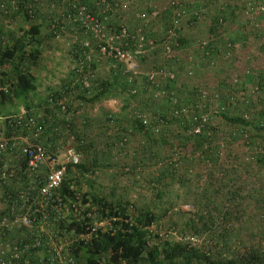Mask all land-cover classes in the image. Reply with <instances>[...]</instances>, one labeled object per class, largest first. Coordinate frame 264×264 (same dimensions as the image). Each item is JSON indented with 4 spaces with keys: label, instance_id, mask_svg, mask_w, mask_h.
I'll list each match as a JSON object with an SVG mask.
<instances>
[{
    "label": "trees",
    "instance_id": "obj_1",
    "mask_svg": "<svg viewBox=\"0 0 264 264\" xmlns=\"http://www.w3.org/2000/svg\"><path fill=\"white\" fill-rule=\"evenodd\" d=\"M131 1L0 0V129L34 137L23 121L33 116L36 137L50 154L67 143L81 152L36 211L33 227L13 224L0 233V245L39 239L10 264H26V258L54 264L44 231L49 226L73 237L69 253L77 264H264V68L249 64L240 83L232 84L235 67L227 65L237 61L224 59L226 53L238 59L240 36L263 37L264 11L256 6L264 0ZM81 5L115 32L131 8L147 22L141 30L154 41L155 60L147 69L166 63L177 78L150 80L147 69L130 78L124 64L103 56L101 42L84 29ZM174 17L175 54L165 60L162 42ZM158 20L162 29L155 35L152 24ZM234 20L243 32L229 36ZM61 34L72 36L73 66L57 85H49L40 76L42 59ZM200 38L207 40L204 48L197 45ZM118 40L123 47L134 45V37ZM186 65L193 69L189 78L204 65L217 75L211 95H199V86H207L202 80L187 88L178 73ZM112 98L116 110L102 106ZM20 144L0 154L1 162L19 150L17 172L0 189V217L20 211L17 190L28 185ZM172 212L181 217L165 226ZM94 220L107 221L94 226Z\"/></svg>",
    "mask_w": 264,
    "mask_h": 264
},
{
    "label": "built area",
    "instance_id": "obj_2",
    "mask_svg": "<svg viewBox=\"0 0 264 264\" xmlns=\"http://www.w3.org/2000/svg\"><path fill=\"white\" fill-rule=\"evenodd\" d=\"M256 11H264V4L259 3L256 6ZM79 18L82 20V24L85 30L90 31L100 43L99 50L105 57H112L116 62L124 64V69L130 72L129 77L138 74L140 72L138 68L137 59L139 55H143L148 49L154 46V41L151 38H147L144 32L139 28L134 34H129V30L125 24L121 23L119 30L107 31L105 24L89 10L85 5H81L78 10ZM142 14H138L140 17ZM178 28L177 19L174 17L172 25L166 29L165 36L162 42V56L165 60L172 58L175 54L171 45V39L176 34ZM124 36L134 37L133 47H123L118 44V39ZM87 43V41L85 42ZM207 44L205 38L197 40V45L204 48ZM230 46V45H229ZM211 49L206 51V55L210 54ZM212 53V51H211ZM88 56V55H87ZM190 59L191 56L188 55ZM211 64L214 65L217 58L210 57ZM176 70L168 67L166 63L159 64L157 66L147 69L144 73L150 80H154L158 76L167 78H177ZM249 63L242 66L240 70L231 71L230 83H240V73L248 72ZM185 75H192L193 69L191 65H186L184 69ZM87 84V81H85ZM256 86H251L250 91L255 92ZM133 91V89H132ZM163 90H157L156 95H160ZM199 95L202 98H206L211 95L210 88L207 86H199ZM239 92H242L239 90ZM213 97H217V93L214 92ZM170 98L173 102L178 100L177 96L171 92ZM232 98V96H231ZM116 101L115 99H111ZM180 110H185V106L181 105ZM179 111L177 108L175 112ZM207 113H202L201 117L206 118ZM22 116H20V120ZM14 124H19L18 118L14 120ZM24 124L31 126L34 129V137L30 133L22 134L19 136V132L13 130L9 133L4 128L0 129V154H6L13 150L15 146H21V153L25 156L24 172L29 178L28 185L25 188H18L17 197L20 199L19 212H14L13 217L10 218L4 214L0 217V233L4 229L11 227L13 224L22 225L27 228H32L35 222L36 211L40 207H44V202L51 194L52 190L60 185L67 164H76L81 160V152L75 149L71 144L67 143L56 154H50L42 142L36 137L39 129L34 128L35 119L33 116L25 118ZM200 130V124H196L194 131ZM19 161V150L9 160H3L0 162V189L3 184L9 179L13 178L17 172V162ZM42 179V182L40 181ZM37 188V189H36ZM35 189L36 195H33L32 190ZM32 204H35L32 207ZM107 221V220H106ZM104 220H94V226L103 225L106 223ZM49 224V223H48ZM49 228V226H46ZM43 230L47 235V244H49V250L52 251V261L54 264H77L75 259L69 253V244L72 242L73 237H69L67 232L59 234V232L53 229ZM87 236V234H81V237ZM40 243L39 239L33 241L32 245L28 241L23 244H17L14 242L6 241L0 245V264H10L14 260L21 257L22 252L30 251L31 246H36ZM26 264H39V262H31V259H25ZM28 262V263H27Z\"/></svg>",
    "mask_w": 264,
    "mask_h": 264
},
{
    "label": "rangeland",
    "instance_id": "obj_3",
    "mask_svg": "<svg viewBox=\"0 0 264 264\" xmlns=\"http://www.w3.org/2000/svg\"><path fill=\"white\" fill-rule=\"evenodd\" d=\"M135 1L136 0L131 1V4L132 5L135 4ZM136 2H140V1H136ZM131 10L132 9L130 8V10H128L124 14L125 15V17H124V22L125 23H123V22L122 23L126 25V27L128 28V30H134V29H139V28L142 29V28H144V26L146 25L147 22H144V21L142 22L141 21L142 19L140 20L138 17L132 15L133 11H131ZM237 20H235V21H237ZM162 23H161V21H159L157 23L154 22L152 24V26H154V29H155V32H154L155 35H157L156 33H159L160 29H162V26H161ZM193 33L196 34L197 32H193ZM70 36L71 35L66 36V34L65 35H62L61 34V35H59L56 38H52V40H51V46H49L48 49L45 50V52H44L43 59H42V63H44L45 66L43 65L41 71L42 72H44V71L46 72V70L47 71H51L52 74L56 76V77L52 78L51 85H55L56 83H58L60 76L61 75L63 76L64 74H66V72L69 71L71 69V67L73 66V61L71 59H69V57H70L69 50H70V47L72 45V39H71L72 36L71 37ZM83 36H84V39H86L85 38V34H83ZM243 36H246V38H247V40H246L247 42L245 41L244 43H242L243 49H245L247 51L248 49L252 48V45L253 44H255L257 46V48L259 47L258 44L253 43V42L255 40H261V38H252V37H250V36H248L246 34L242 35V37ZM86 37H88V36H86ZM119 41L120 40H118V44H119ZM246 47H248V48H246ZM146 53H148V54L147 55H143V56H141V57H139L137 59L138 68H139L140 72L145 71L151 64L154 63V60H155V51L152 48L151 49H148ZM52 56L55 58L54 61L51 59ZM238 59H239V57H238ZM261 60H262V58H261ZM239 62L240 61H237V64L238 65L240 64ZM261 63H262V61H261ZM245 64H248V62H243V65L242 66H244ZM249 64L254 66L255 63L254 62H250ZM262 64L264 65V62ZM205 67H206L205 65L202 66V68L199 71H197L198 73L194 77H191V78H189V77H187L185 75L184 70H182V71L179 70L181 72H178V73H180L179 74L180 75V78L183 77L182 80H185V82L187 84V88L194 87V86H192V83H193L194 80H197V81L198 80H202V83L205 81L206 82L205 85H207L209 88H211L213 85H215V81L217 80V77H216L217 75H213L210 72L207 73V69L208 68L207 67L205 68ZM227 67L229 68V67H232V66H227ZM99 68L102 69V66L99 67ZM46 81H48V79H45L44 82H46ZM190 81H192V82H190ZM248 85H249V83H246L245 86L249 87ZM109 100L112 101L111 99H108V101ZM102 106H104V107H107L108 106L107 108H110V109H113V110H116L118 108V104L116 103V101L115 102L112 101L111 103H109V105L102 103ZM93 111H95V110H93ZM130 193L132 195H134V190H132ZM178 207L181 208V209H186V208H189L190 206L188 204H181V205H178ZM173 211H176V208ZM170 216L171 217H168L170 219H165L164 220L165 226H167L168 224H170L171 221L177 220L176 218H178L179 216L181 217V214L179 212H172L170 214ZM192 238H196V240H200L201 239V236H199V237L196 236V237H192Z\"/></svg>",
    "mask_w": 264,
    "mask_h": 264
},
{
    "label": "crops",
    "instance_id": "obj_4",
    "mask_svg": "<svg viewBox=\"0 0 264 264\" xmlns=\"http://www.w3.org/2000/svg\"><path fill=\"white\" fill-rule=\"evenodd\" d=\"M263 20L264 19L262 18V23H263ZM230 24L231 25L229 26V28L231 27V29L228 28L229 30L227 31V35L235 36V34H240V33L243 32L242 25H240L237 21L234 20V22L232 21ZM238 30H240V31H238ZM259 38H261V40H255L254 39L255 41L253 42V43L258 44L259 47L257 48V46L255 44H253L252 48L248 49L247 51L245 49H243V47H242V43H244L247 40L246 36H243V37L239 38L240 39V43L238 44L237 49H236V54L239 56V59H234L233 55L231 53H226V55L225 56L223 55V56H224V59L229 58L228 61H230L231 59H233L235 61H240L239 62L240 64L239 65L238 64H236V65L233 64V66L229 64V66H232V67H235V68L238 67L237 70H239V69H241V67L243 65V62H248V63L254 62L255 63L254 66L256 67V70L264 68V65L262 64L264 62V59H263L264 58V55H263L264 54V45H263L264 44V35H263V37H259ZM248 47H246V48H248ZM261 58H262V60H261ZM51 59L54 61L55 58L52 56ZM261 61H262V63H261ZM200 69H198V71ZM40 76H42L43 79H48V81H46V82L49 85H51L52 78L56 77V76H53V75L49 74V72L47 70H46V72L45 71L41 72ZM49 77H50V79H49ZM60 77H63V76L61 75ZM250 78H251L250 76L247 77V79H250ZM57 84L58 83H56V85ZM43 86H45V84H43ZM111 102L112 101H110V100L108 101L107 99L103 101V103L107 104V105H109V103H111ZM97 108H98V106L96 105L93 108V110L96 111Z\"/></svg>",
    "mask_w": 264,
    "mask_h": 264
}]
</instances>
